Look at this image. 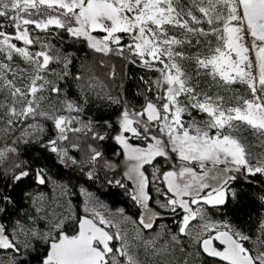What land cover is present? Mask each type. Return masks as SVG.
Returning a JSON list of instances; mask_svg holds the SVG:
<instances>
[{
	"label": "snow or ice",
	"instance_id": "snow-or-ice-1",
	"mask_svg": "<svg viewBox=\"0 0 264 264\" xmlns=\"http://www.w3.org/2000/svg\"><path fill=\"white\" fill-rule=\"evenodd\" d=\"M66 40L110 64L113 79L114 59L144 70L139 99L77 67ZM95 101L115 106L109 118H85ZM63 169L122 190L136 213L109 210L83 184L77 193ZM256 182L264 0H0V264H147L141 250L264 264V214L253 229L224 211ZM157 221L160 231L145 237Z\"/></svg>",
	"mask_w": 264,
	"mask_h": 264
},
{
	"label": "trees",
	"instance_id": "trees-1",
	"mask_svg": "<svg viewBox=\"0 0 264 264\" xmlns=\"http://www.w3.org/2000/svg\"><path fill=\"white\" fill-rule=\"evenodd\" d=\"M51 42L53 44H56L57 47H61L59 41L52 39ZM67 43L68 41L66 40L63 47L67 48ZM81 48L82 46L79 44L75 45V47L67 48L68 51L75 52L77 57L80 58L74 61L77 67H79L81 62H83L85 65V70L89 71L91 75L97 77L106 86V90H110L114 94L117 92V85L123 82L124 91L128 98L139 99L134 97L136 86L138 84V80L136 79V77L145 74L144 70L132 65H129L127 69H124L120 61L114 59L110 62L115 64L116 77L115 79H113L109 75L112 70L110 64L99 66L95 63L98 57L95 54L91 53L89 50L84 49V51H88V56L85 58L84 51H81ZM73 70L75 71V68ZM125 72L127 73V75H125ZM114 108L115 106L110 107L106 101H95L89 104L84 115L85 118H92L94 120L101 118H109ZM103 143L106 146H109L112 145L113 142L110 140H106ZM34 147L35 146H29L26 150H24V159L29 158V154L33 152ZM106 154L111 155V151H108ZM53 171L55 172L56 169H54ZM63 173V178L65 180L71 178L72 183L77 185V193L79 190V185L83 184L85 187L89 188V191L94 192L100 200L105 202L110 207H124L126 210H129L128 214L130 215L136 213L137 209L134 208L128 198L123 195L122 190L116 187H108L100 181H97L95 185H91L90 182L86 183V177L80 175L78 172H71L67 169H63ZM242 187L244 189V195L242 200L238 204L229 205L226 209H224V211L233 220V222L244 224L250 228L255 229L258 225L259 218L262 214H264V204H262L258 199V196L261 193V189H264V184L256 182L251 186V188H249L247 184L243 185ZM16 196L17 198H21V193L19 190H17ZM73 198L75 202L81 203L80 195H76ZM26 207L27 201L21 199L20 208L23 209ZM16 211V209H12L9 212V216L14 217ZM167 223L171 224V220L167 219ZM173 230H175L174 226Z\"/></svg>",
	"mask_w": 264,
	"mask_h": 264
},
{
	"label": "flooded vegetation",
	"instance_id": "flooded-vegetation-1",
	"mask_svg": "<svg viewBox=\"0 0 264 264\" xmlns=\"http://www.w3.org/2000/svg\"><path fill=\"white\" fill-rule=\"evenodd\" d=\"M118 207H120V206H114L112 208H118ZM167 219L171 220L170 218H166L163 221V223H167ZM160 223H161V221H157V226H154V229H152V230H146L144 236L145 237H150L151 235H154L156 231H159L160 229H159L158 225ZM169 225L171 226V224H169ZM128 238H129L130 243H138L137 241H134V239L130 238L129 236H128ZM181 256H182L181 253L179 251H177L175 253V255H173V256L164 255V254H161V255H158V256H153V255L149 254L147 257H145L144 254H143V250H141V259L142 260L147 259V264H169L168 263L169 261H171L172 264H176V261L180 260ZM166 260L168 262H166ZM33 264H35V261H33Z\"/></svg>",
	"mask_w": 264,
	"mask_h": 264
},
{
	"label": "rangeland",
	"instance_id": "rangeland-1",
	"mask_svg": "<svg viewBox=\"0 0 264 264\" xmlns=\"http://www.w3.org/2000/svg\"><path fill=\"white\" fill-rule=\"evenodd\" d=\"M243 135L247 136V137H248V140H249L251 143L257 145V147L253 149L254 151H259V150H260V148H259V144L261 143L260 140L255 139L254 137H252V136L249 134V132H247V131H244ZM43 190L46 191V192H48L49 195H51V189H50V188L43 189ZM80 196H81V195H80ZM83 199H84V197L81 196V203H82ZM73 200H74V198H73ZM100 201L103 202L102 200H100ZM74 202H75V200H74ZM103 203L106 204L105 202H103ZM106 205H107V204H106ZM107 206H108L109 210H111V211H115V209H116V208H112V207H110L109 205H107ZM122 227L125 228V229L127 230L128 236H129L130 238L133 239V237H134V235H135V228H134V226H133L132 224L129 223V224L122 225ZM158 230H159V229H158ZM145 231H146V230L143 231V235H145ZM159 231H160V230H159ZM181 255H182V254H181ZM0 259H5V260H6L7 257H6V255H4V254H0ZM181 259H187V260L189 261V264H193L194 256H191V257H190V256H189V257H182V256H181ZM181 259H180V260H181ZM164 260H165V259H164ZM166 262H168V261L166 260ZM168 263H169V262H168Z\"/></svg>",
	"mask_w": 264,
	"mask_h": 264
}]
</instances>
